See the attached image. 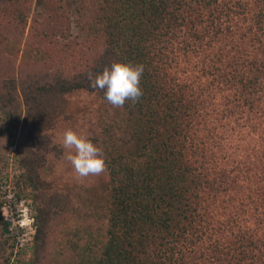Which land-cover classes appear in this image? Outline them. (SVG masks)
<instances>
[{
    "label": "trees",
    "instance_id": "1",
    "mask_svg": "<svg viewBox=\"0 0 264 264\" xmlns=\"http://www.w3.org/2000/svg\"><path fill=\"white\" fill-rule=\"evenodd\" d=\"M28 3L26 11L18 6L17 16L26 15L19 23H0V113L13 120L25 113L15 153L16 185L31 190L38 202L29 264H185L176 254L186 251L182 242L197 228L199 207L193 204L203 186L182 146L193 108L184 91L166 85L149 44L163 28L185 19L174 14L183 1L81 0L79 35L68 42L65 24L35 23L26 44L41 52L30 57L60 64L47 80L23 67L6 68L4 49L25 35ZM257 18L264 20L263 7ZM113 63L144 66L143 96L135 105L114 108L102 90L90 86L89 76ZM252 86L259 97L258 82ZM67 130L102 149L105 173L76 178L62 147Z\"/></svg>",
    "mask_w": 264,
    "mask_h": 264
},
{
    "label": "rangeland",
    "instance_id": "2",
    "mask_svg": "<svg viewBox=\"0 0 264 264\" xmlns=\"http://www.w3.org/2000/svg\"><path fill=\"white\" fill-rule=\"evenodd\" d=\"M182 1L174 14L185 19L164 22L168 26L149 43L166 85L184 91L191 102L182 146L203 184L193 204L199 207L197 228L182 242L185 256L176 255L185 264H264V77L259 73L264 71V20L257 18L264 0ZM56 2L31 0L25 35L3 51L7 70L23 67L43 80L58 71V63L34 61L30 55L41 50L26 44L31 27L42 21L65 24L66 42L79 35L76 8L81 0H61L60 8ZM23 3L0 0V23L23 20L25 12L17 16L19 5V12L29 8ZM256 82L263 91L259 97L252 86ZM24 115L13 120L0 113V264H29L33 257L36 230L19 223L26 214L35 218L38 202L31 190L16 185L15 144Z\"/></svg>",
    "mask_w": 264,
    "mask_h": 264
},
{
    "label": "clouds",
    "instance_id": "3",
    "mask_svg": "<svg viewBox=\"0 0 264 264\" xmlns=\"http://www.w3.org/2000/svg\"><path fill=\"white\" fill-rule=\"evenodd\" d=\"M144 70L143 65L113 63L94 78L89 76L90 86L102 90L104 98L114 108H122L127 101L135 105L143 96L140 83ZM62 147L66 161L81 182L89 176H99L107 171L102 149L77 132L65 131Z\"/></svg>",
    "mask_w": 264,
    "mask_h": 264
},
{
    "label": "built area",
    "instance_id": "4",
    "mask_svg": "<svg viewBox=\"0 0 264 264\" xmlns=\"http://www.w3.org/2000/svg\"><path fill=\"white\" fill-rule=\"evenodd\" d=\"M19 225L21 227H24V228L29 227L33 232H34V230H36V228L34 226V219H30L28 217V214H26V217L24 218V220L20 221Z\"/></svg>",
    "mask_w": 264,
    "mask_h": 264
}]
</instances>
